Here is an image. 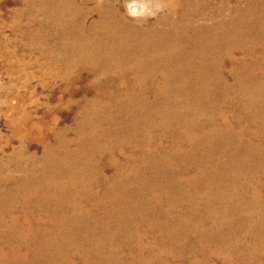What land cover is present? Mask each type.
<instances>
[{
	"label": "bare ground",
	"instance_id": "6f19581e",
	"mask_svg": "<svg viewBox=\"0 0 264 264\" xmlns=\"http://www.w3.org/2000/svg\"><path fill=\"white\" fill-rule=\"evenodd\" d=\"M147 1L163 13L134 23L116 0H23L20 16L42 18L32 46L70 85L90 73L98 94L72 141L46 142L39 165L27 155L15 166L21 176L8 178L13 190L0 188L6 235L18 240L11 255L0 249V264H264V118L252 115L264 113V0L220 19L212 0ZM145 6L125 3L130 15ZM235 51L244 57L229 83L223 66L237 63ZM234 99L251 109L246 118L205 116V103L214 111ZM112 102L124 118L102 127L95 117ZM12 124L19 137L44 129L29 118Z\"/></svg>",
	"mask_w": 264,
	"mask_h": 264
},
{
	"label": "rangeland",
	"instance_id": "374dc122",
	"mask_svg": "<svg viewBox=\"0 0 264 264\" xmlns=\"http://www.w3.org/2000/svg\"><path fill=\"white\" fill-rule=\"evenodd\" d=\"M122 1L116 0V8L127 20L134 23H140L143 19L153 22L157 15L163 13V10L155 4L147 0H140L146 5L144 7L146 12L144 10V12H141L143 14L130 15L125 8V3L128 0ZM212 3L214 17L215 19H220L229 15L228 11L230 8L243 6L244 1L212 0ZM22 10H25L23 0H0V181L2 184L0 188H3L5 192L13 190L8 178L11 177L17 180L21 176L20 169L15 167L16 163L27 161V155L33 153L36 157L37 165H39L38 162L43 155L42 151L46 142L49 145H56L57 142L61 143L63 139L68 141L74 139L78 122L82 118L87 101L94 99L98 94L96 93L98 91L96 87L90 86L84 81L87 77L91 78L90 73L83 72L81 78L74 82L73 85H70L68 80H62L59 77L60 68L53 63V57L49 55L44 57L43 54H40L41 43L34 42L40 45L39 48H35L34 44L32 46V37L36 35L35 31H37L38 23L42 21V18L39 16L36 22L28 21L26 15H19ZM92 18L93 16H90L88 22ZM51 41L53 39L49 37V45ZM53 43L55 44L54 41ZM234 53V59L237 63L232 65L226 63L223 66V72L226 76L232 71V66L240 65L239 63L244 57L240 51H235ZM257 54L258 52L253 54L251 58ZM246 57L248 60L251 59L250 56ZM46 61H49V66L43 65ZM228 77L226 82L233 83L235 81L234 76L229 75ZM115 92V88H110L109 92L107 91L99 98V101L106 105L109 97L114 96ZM235 95L234 93L231 96L234 97ZM205 106L207 109L205 116L207 118H220L218 114L221 113L224 118H237L238 116V118H246L245 114L251 110L247 104L236 99L231 103L228 100L224 104L218 102L216 107H214V111H210L211 107L208 109V103H205ZM153 107L152 111L156 112L157 108ZM256 108H259V106L256 105ZM105 110L106 112L102 111V117H95L100 118L102 127L107 116L109 118H124V114L119 113L116 104L113 102ZM195 113H197L195 110H190L185 116L188 118H204L199 114L194 116ZM252 115L254 118H264V113L257 115L255 112ZM14 118H29L30 122L40 123L44 126V129L41 130L40 134L37 130L27 131L20 138L13 132L12 119ZM104 126H106L105 123ZM84 130L85 133H89L91 126L87 125ZM169 143V139L165 138L164 144L169 145ZM123 147L124 151L127 152L129 150L127 145ZM72 148H75L73 144L69 146V149ZM97 155L98 162L105 166V174H112L114 169L108 153ZM112 155L122 161V157L119 154L113 153ZM9 174L12 176H9ZM20 212L16 205L13 215L22 219L19 216ZM40 215L44 217L45 214ZM10 221L11 218L4 216V214L2 215L0 211V237L3 238L0 241V249L2 248L8 255H11L12 252L10 250H13L18 244L16 237L10 238L6 235L7 224H10ZM12 264L18 263L12 262Z\"/></svg>",
	"mask_w": 264,
	"mask_h": 264
}]
</instances>
